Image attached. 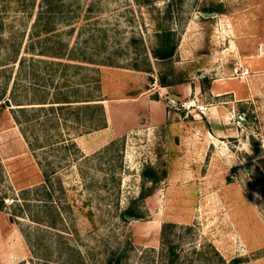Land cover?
I'll return each instance as SVG.
<instances>
[{
  "label": "rangeland",
  "instance_id": "1",
  "mask_svg": "<svg viewBox=\"0 0 264 264\" xmlns=\"http://www.w3.org/2000/svg\"><path fill=\"white\" fill-rule=\"evenodd\" d=\"M0 264H264V0H0Z\"/></svg>",
  "mask_w": 264,
  "mask_h": 264
},
{
  "label": "trees",
  "instance_id": "2",
  "mask_svg": "<svg viewBox=\"0 0 264 264\" xmlns=\"http://www.w3.org/2000/svg\"><path fill=\"white\" fill-rule=\"evenodd\" d=\"M46 31L49 32L50 30L47 29ZM175 48H176L175 46H169V47L163 46L160 50L155 51V56L162 58V59L172 58L175 54ZM59 102H70V101L68 100V101H59ZM95 106L102 109L103 118L105 119L104 108L102 106H100L99 104L95 105Z\"/></svg>",
  "mask_w": 264,
  "mask_h": 264
},
{
  "label": "built area",
  "instance_id": "3",
  "mask_svg": "<svg viewBox=\"0 0 264 264\" xmlns=\"http://www.w3.org/2000/svg\"><path fill=\"white\" fill-rule=\"evenodd\" d=\"M247 73H248V70H246L245 74H247Z\"/></svg>",
  "mask_w": 264,
  "mask_h": 264
}]
</instances>
